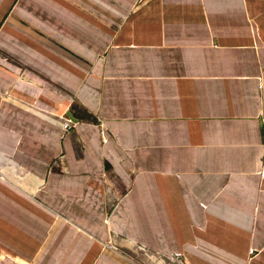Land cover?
<instances>
[{"label":"crops","instance_id":"crops-1","mask_svg":"<svg viewBox=\"0 0 264 264\" xmlns=\"http://www.w3.org/2000/svg\"><path fill=\"white\" fill-rule=\"evenodd\" d=\"M263 122L264 0H0V264H264Z\"/></svg>","mask_w":264,"mask_h":264},{"label":"rangeland","instance_id":"rangeland-1","mask_svg":"<svg viewBox=\"0 0 264 264\" xmlns=\"http://www.w3.org/2000/svg\"><path fill=\"white\" fill-rule=\"evenodd\" d=\"M261 171L264 174V166ZM107 247L111 248V246H107ZM132 251L135 257L137 258V260L139 259L141 264H184L177 261V258L179 257L174 256V257L166 258L164 256H160L158 254H155L149 248L141 244H138L135 248L133 247Z\"/></svg>","mask_w":264,"mask_h":264},{"label":"built area","instance_id":"built-area-1","mask_svg":"<svg viewBox=\"0 0 264 264\" xmlns=\"http://www.w3.org/2000/svg\"><path fill=\"white\" fill-rule=\"evenodd\" d=\"M64 126H65V128H69L70 127V122L69 121H65ZM263 134H264V122H263ZM263 149H264V140H263Z\"/></svg>","mask_w":264,"mask_h":264},{"label":"bare ground","instance_id":"bare-ground-1","mask_svg":"<svg viewBox=\"0 0 264 264\" xmlns=\"http://www.w3.org/2000/svg\"><path fill=\"white\" fill-rule=\"evenodd\" d=\"M66 121H69L71 123V120L70 119H67Z\"/></svg>","mask_w":264,"mask_h":264}]
</instances>
